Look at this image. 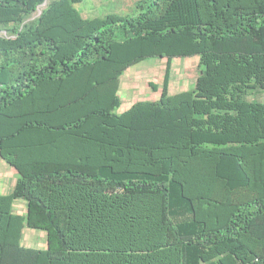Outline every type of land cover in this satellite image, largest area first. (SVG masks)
I'll return each instance as SVG.
<instances>
[{"label":"trees","instance_id":"16d2710c","mask_svg":"<svg viewBox=\"0 0 264 264\" xmlns=\"http://www.w3.org/2000/svg\"><path fill=\"white\" fill-rule=\"evenodd\" d=\"M45 1L0 0V157L18 172L0 264H264V0H120L100 17ZM194 56L195 87L170 93ZM154 57L160 98L115 112L124 72Z\"/></svg>","mask_w":264,"mask_h":264},{"label":"rangeland","instance_id":"374dc122","mask_svg":"<svg viewBox=\"0 0 264 264\" xmlns=\"http://www.w3.org/2000/svg\"><path fill=\"white\" fill-rule=\"evenodd\" d=\"M81 9L83 14L88 17H100L110 12L122 14L124 12V5L120 0H83L80 3L75 4ZM187 60V59H186ZM176 59L173 62V89L174 92L180 90H192L195 87L194 81L188 82L191 77L199 74V56L188 58V60ZM166 62L160 60L157 57L149 58L141 63L134 65L129 71L124 72L122 75V88L121 93L123 95V102L115 112L122 113L126 110L130 101L137 100L139 98H151L157 100L160 98V92L152 89L151 83L162 84V78L164 76ZM188 65V66H187ZM183 77V78H182ZM187 81V83L184 81ZM176 90V91H175ZM173 92V93H174ZM251 100H261L264 102V93H257L250 95ZM40 234L39 239L29 237L25 243H30V240L34 239L32 243L28 244L33 247H40L46 243V235L42 230L32 229L26 227L24 230L27 237L29 234ZM37 243V244H36Z\"/></svg>","mask_w":264,"mask_h":264},{"label":"crops","instance_id":"0c3cea01","mask_svg":"<svg viewBox=\"0 0 264 264\" xmlns=\"http://www.w3.org/2000/svg\"><path fill=\"white\" fill-rule=\"evenodd\" d=\"M183 60V59H182ZM184 60H186V59H184ZM188 66V65H187ZM132 68V67H131ZM130 68V69H131ZM129 69V70H130ZM129 70H127V71H129ZM172 72H173V68H172ZM198 75V74H197ZM197 75H194V77H191L190 79H189V83L190 82H193L194 81V84H195V81H196V77H197ZM183 78V77H182ZM184 81L187 83V81L185 80V78H184ZM123 85H121V87H122ZM173 89V77H172V75H171V82H170V93H173L174 92V90H172ZM176 91V90H175ZM180 91H182V90H180ZM158 92H160V91H158ZM178 92V91H177ZM175 93V92H174ZM122 94V93H121ZM123 96V95H122ZM124 99V98H123ZM148 99H151V98H148ZM135 101H130V105L129 106H131L132 105V103H134ZM17 177H18V172L14 169V168H12V167H10L9 165H8V163L4 160V159H2L1 157H0V193H9V192H11L12 191V189H13V186H14V184H15V181H16V179H17ZM14 209L16 210V211H18V212H21V213H23V211H25L26 210V203L24 202V201H21V200H17L16 202H15V204H14ZM43 232V231H42ZM43 233H45V232H43ZM45 235H46V233H45ZM39 236H40V234H38V232L37 233H34V234H29L28 235V237H27V234L25 235V233H24V238H23V242H24V244H26V245H28V244H30V243H32L33 242V240L34 239H36V238H38L39 239ZM29 237H32V238H34V239H32V240H30V243H25L26 242V240H27V238H29ZM38 239H36V242H38L37 240ZM45 239H46V237H45ZM34 243V242H33ZM37 244V243H36ZM46 245V243L43 245V246H40V247H44Z\"/></svg>","mask_w":264,"mask_h":264},{"label":"water","instance_id":"95a60500","mask_svg":"<svg viewBox=\"0 0 264 264\" xmlns=\"http://www.w3.org/2000/svg\"><path fill=\"white\" fill-rule=\"evenodd\" d=\"M47 4V0L43 3V5ZM42 10L40 9L39 10V13L41 12Z\"/></svg>","mask_w":264,"mask_h":264}]
</instances>
